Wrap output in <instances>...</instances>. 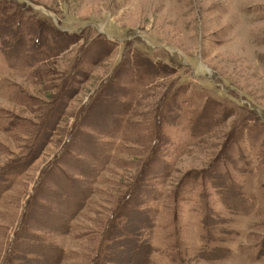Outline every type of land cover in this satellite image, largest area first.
Segmentation results:
<instances>
[{"label":"rangeland","instance_id":"obj_1","mask_svg":"<svg viewBox=\"0 0 264 264\" xmlns=\"http://www.w3.org/2000/svg\"><path fill=\"white\" fill-rule=\"evenodd\" d=\"M0 264H264V0H0Z\"/></svg>","mask_w":264,"mask_h":264}]
</instances>
